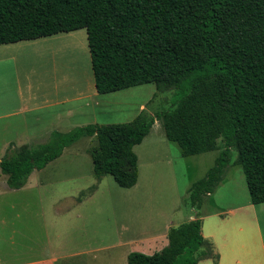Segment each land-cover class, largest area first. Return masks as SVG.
Returning a JSON list of instances; mask_svg holds the SVG:
<instances>
[{"label": "trees", "instance_id": "1", "mask_svg": "<svg viewBox=\"0 0 264 264\" xmlns=\"http://www.w3.org/2000/svg\"><path fill=\"white\" fill-rule=\"evenodd\" d=\"M79 29L87 31L98 94L149 83L158 92L175 90L173 107L156 114L165 137L184 157L220 151L189 190L193 208L231 164L242 166L251 203H264V0H0V45ZM153 125L143 110L128 123L53 131L46 143L0 160V171L10 189H21L65 148L95 136L88 150L94 175L132 188L139 176L134 148ZM168 241L151 255L130 253L128 264L218 260L200 218L171 227Z\"/></svg>", "mask_w": 264, "mask_h": 264}, {"label": "rangeland", "instance_id": "2", "mask_svg": "<svg viewBox=\"0 0 264 264\" xmlns=\"http://www.w3.org/2000/svg\"><path fill=\"white\" fill-rule=\"evenodd\" d=\"M177 98L175 90L158 92L153 83L98 94L86 29L1 45L0 160L23 144L46 143L50 135L45 134L64 125L69 131L128 123L143 110L154 125L134 148L139 176L132 188L120 187L111 175H94L88 150L97 145L95 136L65 148L59 158L33 171L21 189H10L0 171V264L52 256L56 264H128L130 253L142 252L138 243L196 216L189 190L214 166L220 151L184 157L179 145L165 137L156 114L172 108ZM20 105L29 110L18 112ZM69 111L79 115L67 118ZM248 200L243 168L231 164L200 211L204 215ZM252 246L257 254L254 237ZM160 248L158 243L153 252Z\"/></svg>", "mask_w": 264, "mask_h": 264}, {"label": "crops", "instance_id": "3", "mask_svg": "<svg viewBox=\"0 0 264 264\" xmlns=\"http://www.w3.org/2000/svg\"><path fill=\"white\" fill-rule=\"evenodd\" d=\"M17 110L18 112H22L24 110H29V108L28 105H20ZM68 115L67 118H72L79 114L77 111H69ZM54 131L68 132V129H66L64 125ZM52 132L50 131L45 135H51ZM33 140L30 138L28 143ZM6 149V145H3L2 150ZM211 195L212 194L209 196ZM200 209L194 208L198 213L196 216L190 217V220L196 218L202 220V234L205 240L212 244L214 253L218 252V254L216 253L218 255V260L215 262L214 259L208 258L200 260L198 264H245L246 260L250 264H264V231H262V225L264 224V203L252 204L251 201L248 200L241 205L228 209H218L211 213H204V215L201 213ZM171 227V225H168L165 228V233L156 234L150 240L138 243L140 245L137 248L142 252H153V248L159 243L161 244V248L158 250L163 249L169 243L168 232ZM237 235L242 239H239ZM252 237L256 239V243H258L259 246L257 248V254L252 246ZM57 262V258L52 256L21 264H56Z\"/></svg>", "mask_w": 264, "mask_h": 264}]
</instances>
